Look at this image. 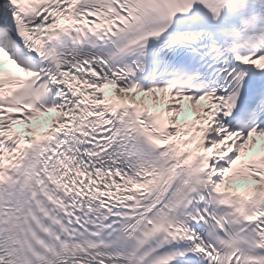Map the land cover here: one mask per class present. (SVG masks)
I'll list each match as a JSON object with an SVG mask.
<instances>
[{"label": "snow or ice", "instance_id": "snow-or-ice-1", "mask_svg": "<svg viewBox=\"0 0 264 264\" xmlns=\"http://www.w3.org/2000/svg\"><path fill=\"white\" fill-rule=\"evenodd\" d=\"M0 264H264V0H0Z\"/></svg>", "mask_w": 264, "mask_h": 264}]
</instances>
